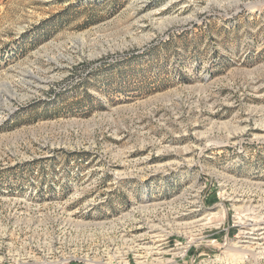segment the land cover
<instances>
[{
  "label": "rangeland",
  "instance_id": "obj_1",
  "mask_svg": "<svg viewBox=\"0 0 264 264\" xmlns=\"http://www.w3.org/2000/svg\"><path fill=\"white\" fill-rule=\"evenodd\" d=\"M3 172L0 264H264V0H0Z\"/></svg>",
  "mask_w": 264,
  "mask_h": 264
},
{
  "label": "built area",
  "instance_id": "obj_2",
  "mask_svg": "<svg viewBox=\"0 0 264 264\" xmlns=\"http://www.w3.org/2000/svg\"><path fill=\"white\" fill-rule=\"evenodd\" d=\"M80 174L73 177H68L71 180L79 179ZM36 180H40L41 183ZM55 177L52 174H9V173H0V194L5 195H14L18 194L20 190H24L26 193H31L35 191V194L38 192V187H42L44 191L41 194L47 193L49 190L48 183L54 182ZM51 186V185H50ZM53 191V188H50ZM24 192V193H25ZM47 196V195H45Z\"/></svg>",
  "mask_w": 264,
  "mask_h": 264
},
{
  "label": "trees",
  "instance_id": "obj_3",
  "mask_svg": "<svg viewBox=\"0 0 264 264\" xmlns=\"http://www.w3.org/2000/svg\"><path fill=\"white\" fill-rule=\"evenodd\" d=\"M57 18H61V17L58 16ZM3 173H9V174H13V175L18 174V173H16V172H3Z\"/></svg>",
  "mask_w": 264,
  "mask_h": 264
}]
</instances>
